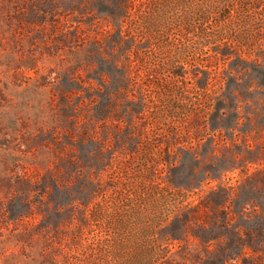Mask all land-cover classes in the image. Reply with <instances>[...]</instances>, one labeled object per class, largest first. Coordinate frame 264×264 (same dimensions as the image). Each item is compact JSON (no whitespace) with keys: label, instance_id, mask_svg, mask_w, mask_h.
<instances>
[{"label":"rangeland","instance_id":"1","mask_svg":"<svg viewBox=\"0 0 264 264\" xmlns=\"http://www.w3.org/2000/svg\"><path fill=\"white\" fill-rule=\"evenodd\" d=\"M170 3L185 24L137 28L152 42L116 111L142 96L146 130L121 153L127 118L98 115L86 92L103 87L92 47L115 27L116 1L0 0V264H90L89 243L123 232L175 264H264V0ZM199 27L213 47L195 48ZM150 65L159 86L142 81Z\"/></svg>","mask_w":264,"mask_h":264},{"label":"trees","instance_id":"2","mask_svg":"<svg viewBox=\"0 0 264 264\" xmlns=\"http://www.w3.org/2000/svg\"><path fill=\"white\" fill-rule=\"evenodd\" d=\"M115 1L116 11L114 14L117 20L115 27L112 31L109 30V33L105 34L103 39L98 42L95 47H92V54L97 56L100 61V68L102 70V81L100 84H102L103 87L101 88L100 86H97V88L94 89L87 88L86 92L87 97L96 104L98 115H103L104 113L102 112H104L105 109L107 110L108 106H111L112 110L114 108L116 113L114 116L117 118L119 117V121L124 119V117L127 118L126 124L123 128L120 126L115 128V130H117L115 136L117 147L120 152L131 153L136 148L134 147L136 142L133 141L134 143H130L129 138L126 140L124 137L127 135L131 136L136 132L135 130H146V127L141 122H139V124L138 121H135V117H138L139 113L142 112V108L145 106L146 102L142 96L135 95L134 98L127 99L126 104L123 106L125 108L122 112L121 110L119 112L116 111V107L119 93L121 91H127L135 79V74L131 75V61L133 59H138L141 63L145 62L146 60L142 58L146 57V55H144V49L152 42V36L148 35V33L143 30L139 31L137 28L139 25H144L146 28H150L153 27L152 25H161L165 22L171 24L172 22L180 21L185 24L188 12L185 11L182 15L175 17L176 15H174V13L169 12L171 0H147L146 6L148 9L145 11H143V4L140 2L142 0L137 3L132 2V0ZM228 1L229 0H222L224 4ZM206 12L207 9L202 15L208 14L209 10L207 13ZM158 16L160 18H158ZM161 16H164V18ZM155 31L158 30L155 29ZM189 31L190 30L187 32ZM183 33L186 34V31ZM197 33L201 42L199 45H196L195 48L201 49L204 46L213 47L210 39L213 38L212 36L214 35H212L208 29L199 27ZM186 49L188 48L184 47L181 51H176L174 54L177 55L175 56H180V52H184ZM214 49L218 50L217 47H214ZM227 50V48L224 49L222 47L218 51L221 53H227ZM163 66L164 68L172 69V72L174 73H178L169 61L163 63ZM159 69L160 67L155 65H150L148 68L141 69L143 71V83L147 86L155 84V86H159L160 83L154 81L152 78L154 74L159 72ZM138 72L139 74L141 73L140 70ZM207 82L208 74L197 79L199 87H204ZM162 87L166 91L172 90L171 84L163 85ZM99 96H102L104 105L101 100H98ZM152 108L154 116L157 115L159 110L156 106H152ZM132 121H135V123L132 124ZM97 151L98 152L94 154L93 158V160H96L94 161L96 165L99 163L104 164L105 160L108 161L110 159V155L105 157L101 149H97ZM201 205H204V207L207 208H204L207 212L209 211L208 209L218 211L217 204L215 201L210 200V197L208 196L205 197ZM83 216L84 213H80L79 217L82 221L84 220ZM138 238L139 235L137 233L123 232L116 241L98 239L89 243L88 249L86 250L87 252H85L91 257L90 264H175V262L170 261L172 258L166 247H158L155 243L153 245H146L138 242Z\"/></svg>","mask_w":264,"mask_h":264}]
</instances>
